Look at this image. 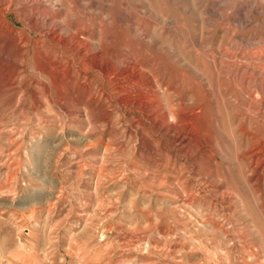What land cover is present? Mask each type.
Instances as JSON below:
<instances>
[{
	"label": "rangeland",
	"instance_id": "rangeland-1",
	"mask_svg": "<svg viewBox=\"0 0 264 264\" xmlns=\"http://www.w3.org/2000/svg\"><path fill=\"white\" fill-rule=\"evenodd\" d=\"M19 1L0 264H264V0Z\"/></svg>",
	"mask_w": 264,
	"mask_h": 264
},
{
	"label": "bare ground",
	"instance_id": "bare-ground-1",
	"mask_svg": "<svg viewBox=\"0 0 264 264\" xmlns=\"http://www.w3.org/2000/svg\"><path fill=\"white\" fill-rule=\"evenodd\" d=\"M21 1H23L24 3H25V6H26V3H33L34 1L33 0H21ZM19 3H20V1L19 0H0V20H2V22H4V24L6 23V24H10V26L11 27H9V29L11 30V31H15V30H18V26H19V24H21V23H23L24 24V27H25V30L26 31H30V32H37V33H39L40 35L41 34H44L45 32V30L47 29H49V31H50V27L48 28V25L46 26V28L45 27H43L44 25H43V23H42V26H40V24H38V20H34V19H27L25 16H23L22 14H20L17 18V20H12V21H8V19H7V16H8V14H11L13 11H17V13H21V10H19L18 9V5H19ZM21 4H23V3H21ZM39 4V3H38ZM30 5V4H29ZM33 7H35V5H33ZM37 7V6H36ZM19 8H21V7H19ZM25 8V7H24ZM22 9V8H21ZM27 9V8H26ZM29 11V10H28ZM25 13V12H24ZM28 14H30V11H29V13ZM34 15V14H33ZM45 15V14H44ZM32 16V15H31ZM46 17H47V14H46ZM50 17V16H49ZM13 18V17H12ZM15 18H16V16H15ZM31 18V17H30ZM35 18V17H34ZM14 19V18H13ZM36 19V18H35ZM46 20V19H45ZM49 20V19H48ZM52 20V19H51ZM55 20V19H54ZM1 22V21H0ZM1 22V23H2ZM46 22H48V21H46ZM0 23V24H1ZM40 23V22H39ZM56 25V24H55ZM63 25V24H62ZM1 27H3L2 25H0ZM5 26H7L8 27V25H5ZM0 27V28H1ZM52 27V26H51ZM4 29H6V28H4ZM49 31H47V32H49ZM54 32V31H53ZM21 33V32H20ZM8 34V33H7ZM11 34V33H10ZM17 34H19V33H17ZM49 34V33H48ZM51 34V33H50ZM53 34V33H52ZM64 34V33H63ZM12 35V34H11ZM26 35V34H25ZM79 35V34H78ZM21 36V35H20ZM53 36V35H52ZM3 37V36H2ZM4 37H5V35H4ZM3 37V38H4ZM10 37V36H9ZM25 37H27V36H25ZM24 37V38H25ZM41 37H43V36H41ZM47 37H49V35L47 36ZM55 38V37H54ZM62 38V37H61ZM65 38V37H64ZM1 39V38H0ZM9 39V38H8ZM19 39V38H18ZM25 39H28V38H25ZM66 39V38H65ZM64 39V40H65ZM5 39H3V41H4ZM41 40V39H40ZM50 40V39H49ZM52 40V39H51ZM50 40V41H51ZM61 40V39H60ZM69 40V39H68ZM0 41H2V40H0ZM16 41H17V38H16ZM22 41H23V39L21 40V43H22ZM27 41V40H26ZM62 41V40H61ZM11 42H15V41H11ZM24 42V41H23ZM55 42V41H54ZM2 43V42H1ZM0 43V44H1ZM18 43V42H17ZM16 43V44H17ZM27 43V42H26ZM39 43V42H38ZM37 43V44H38ZM43 43V42H42ZM70 43V42H69ZM68 43V44H69ZM20 44V43H19ZM48 44V43H47ZM46 44V45H47ZM56 44V43H55ZM64 44V43H63ZM39 45V44H38ZM38 45H36L35 44V46H38ZM6 46V45H5ZM14 46V45H13ZM19 46H21V45H19ZM54 46V45H53ZM69 46V45H68ZM7 47V46H6ZM10 47H11V45H10ZM10 47H7L6 49L9 51V49H10ZM48 47H49V45H48ZM9 48V49H8ZM37 48V47H36ZM71 48V47H70ZM5 49V50H6ZM19 49V48H18ZM21 49V48H20ZM19 49V50H20ZM55 49V48H54ZM22 50V49H21ZM20 50V51H21ZM52 50H53V48H52ZM56 51L58 50V48H56L55 49ZM70 50V49H69ZM37 51V50H36ZM46 51V50H45ZM44 51V52H45ZM63 51V50H62ZM19 52V51H18ZM22 52H23V50H22ZM25 52V51H24ZM38 52H39V50H38ZM44 52H42L41 51V53H44ZM47 52V51H46ZM6 53V52H5ZM21 53V52H20ZM26 53V52H25ZM48 53V52H47ZM69 53V52H68ZM67 53V54H68ZM6 54H8V53H6ZM19 54V53H18ZM23 54V53H22ZM22 54L21 55H19V56H22ZM36 54H37V52H36ZM35 54V55H36ZM51 54V53H50ZM8 55H10V54H8ZM43 55V54H42ZM45 55H46V53H45ZM48 55V54H47ZM64 55V54H63ZM66 55V54H65ZM5 56H7V55H5ZM24 56V55H23ZM50 56V55H49ZM4 58V57H3ZM4 60V59H3ZM4 63V62H3ZM12 64V63H11ZM19 64V63H18ZM95 64V63H94ZM1 65H3L2 63H1ZM3 67V66H2ZM64 67V66H63ZM16 68V67H15ZM19 68V67H18ZM50 71V70H49ZM14 72V71H13ZM108 73H110L109 71H108ZM16 74H18V71H17V73ZM47 74V73H46ZM49 74V73H48ZM106 74V73H105ZM126 75V74H125ZM15 76H17V75H15ZM19 77V76H18ZM108 78H109V76H108ZM14 80V79H13ZM33 82V81H32ZM18 85V84H17ZM11 87V86H10ZM18 88V87H17ZM32 88V87H31ZM7 89V88H6ZM12 89V88H11ZM17 90H19V88L17 89ZM19 92V91H18ZM173 116V115H172ZM169 119H171V118H169Z\"/></svg>",
	"mask_w": 264,
	"mask_h": 264
}]
</instances>
